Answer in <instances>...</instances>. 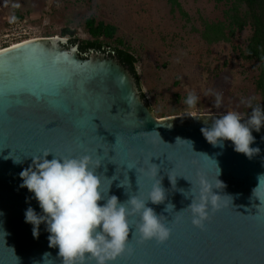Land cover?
Wrapping results in <instances>:
<instances>
[{
	"label": "water",
	"instance_id": "1",
	"mask_svg": "<svg viewBox=\"0 0 264 264\" xmlns=\"http://www.w3.org/2000/svg\"><path fill=\"white\" fill-rule=\"evenodd\" d=\"M78 51L56 38L0 51V264H62L45 224L33 237L25 211H42L34 194L20 187L31 156L46 151L89 155L93 166L98 161L103 190L111 184L107 196L120 203L146 199L160 180L164 202L146 207L165 217L169 239L141 241L134 226L139 217L130 216L127 250L111 264H264V127L252 130L250 147L260 151L251 158L235 152L231 141L214 147L201 128L220 115L156 120L127 68L103 54L83 59ZM202 186L219 196V207L209 205L200 228L190 211H180ZM77 264L95 261L86 255Z\"/></svg>",
	"mask_w": 264,
	"mask_h": 264
},
{
	"label": "rangeland",
	"instance_id": "2",
	"mask_svg": "<svg viewBox=\"0 0 264 264\" xmlns=\"http://www.w3.org/2000/svg\"><path fill=\"white\" fill-rule=\"evenodd\" d=\"M179 2L189 19L172 13L167 0H0V33L26 19L37 29L36 37L66 39L68 45L72 37L90 39L85 21L95 17L116 26V37L135 54L141 98L156 120L228 111L246 120V110L259 99L256 65L243 61L230 44L208 46L195 31L201 29V17L223 19L224 6L215 0ZM65 30L73 34L64 35ZM250 34V28L237 33L233 44L244 48ZM190 93L198 97L193 107L184 103Z\"/></svg>",
	"mask_w": 264,
	"mask_h": 264
},
{
	"label": "clouds",
	"instance_id": "3",
	"mask_svg": "<svg viewBox=\"0 0 264 264\" xmlns=\"http://www.w3.org/2000/svg\"><path fill=\"white\" fill-rule=\"evenodd\" d=\"M197 101L198 97L190 93L184 103L193 107ZM215 103L217 107L221 104L219 94ZM262 126L264 109L255 107L246 120H242L238 112L228 111L216 118L210 128H201V133L210 145L223 147L224 141H231L235 152L251 158L260 151L250 147L255 139L252 130L259 132ZM49 155L52 156L51 160L47 158ZM31 158L32 165L20 173L23 181L20 187L34 194L42 214L38 215L33 208L28 207L25 222L33 226L34 238L39 237L40 225H46L49 247L59 249L62 264H77L86 255L95 264L114 262L127 250L129 230L133 225L129 222L130 216L139 217V222L134 226L135 234L141 241L156 240L163 243L169 239L170 229L166 226L165 217L158 216L152 208L146 207L149 201L152 204L164 202L165 190L160 180L153 184L146 199L133 196L127 202L120 203L115 195L107 196L111 184L107 193L103 190L101 177L96 174L100 163L97 161L93 166L89 155L79 158L58 157L46 151ZM14 163H21V160L15 159ZM261 178L264 176L260 177V181ZM217 183L224 187L219 180ZM259 188L260 183L254 190V196ZM209 192L210 195H205ZM192 196L194 198L190 206L180 212L190 211L193 225L203 228L208 219L209 205L216 211L219 196L213 195L211 189L203 186L198 195L194 193ZM105 198L106 203L101 205L99 202ZM173 208L174 205L169 203L165 211L173 212Z\"/></svg>",
	"mask_w": 264,
	"mask_h": 264
},
{
	"label": "trees",
	"instance_id": "4",
	"mask_svg": "<svg viewBox=\"0 0 264 264\" xmlns=\"http://www.w3.org/2000/svg\"><path fill=\"white\" fill-rule=\"evenodd\" d=\"M167 2L170 4L172 13L178 12L189 19L188 13L179 0H167ZM215 2L224 6L223 19L209 21L201 17V29H195V31L208 46L219 43L230 44L232 50L238 53L243 61L256 65L258 73L254 84L259 99L253 100L246 110L245 116L248 118L253 108L264 109V0H215ZM16 17L23 18L20 14H16ZM85 27L90 39L80 41L72 37L67 47L78 46L79 52L88 56L92 52L103 53L116 59L130 71L141 92V80L136 70L137 58L132 49L122 39L116 37L117 27L95 17L87 18ZM247 28H250L251 34L246 46L244 48L235 46L233 38ZM63 34L72 35L73 33L65 30ZM140 95L144 98L142 92Z\"/></svg>",
	"mask_w": 264,
	"mask_h": 264
},
{
	"label": "built area",
	"instance_id": "5",
	"mask_svg": "<svg viewBox=\"0 0 264 264\" xmlns=\"http://www.w3.org/2000/svg\"><path fill=\"white\" fill-rule=\"evenodd\" d=\"M37 29L28 24L27 20H18L14 25L0 33V50L13 47L31 39H36Z\"/></svg>",
	"mask_w": 264,
	"mask_h": 264
},
{
	"label": "flooded vegetation",
	"instance_id": "6",
	"mask_svg": "<svg viewBox=\"0 0 264 264\" xmlns=\"http://www.w3.org/2000/svg\"><path fill=\"white\" fill-rule=\"evenodd\" d=\"M78 52H79V51H78ZM92 53H93V52H92ZM98 54H103V53H98ZM79 55H80V57L83 58V59H85V58L88 57V55H86V54H81L80 52H79ZM103 55H106V54H103ZM106 56H108V55H106Z\"/></svg>",
	"mask_w": 264,
	"mask_h": 264
},
{
	"label": "bare ground",
	"instance_id": "7",
	"mask_svg": "<svg viewBox=\"0 0 264 264\" xmlns=\"http://www.w3.org/2000/svg\"><path fill=\"white\" fill-rule=\"evenodd\" d=\"M36 39H42V38H36ZM35 38L34 39H31V40H28V41H32V40H36ZM57 39H59V38H57ZM27 42V41H26ZM15 46V45H14ZM0 51H2V50H0Z\"/></svg>",
	"mask_w": 264,
	"mask_h": 264
}]
</instances>
